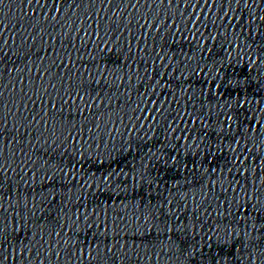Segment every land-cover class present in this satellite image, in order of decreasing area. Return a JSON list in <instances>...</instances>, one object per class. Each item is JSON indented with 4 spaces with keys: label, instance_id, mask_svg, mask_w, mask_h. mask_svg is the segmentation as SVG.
Returning <instances> with one entry per match:
<instances>
[{
    "label": "water",
    "instance_id": "water-1",
    "mask_svg": "<svg viewBox=\"0 0 264 264\" xmlns=\"http://www.w3.org/2000/svg\"><path fill=\"white\" fill-rule=\"evenodd\" d=\"M0 264H264V0H0Z\"/></svg>",
    "mask_w": 264,
    "mask_h": 264
}]
</instances>
